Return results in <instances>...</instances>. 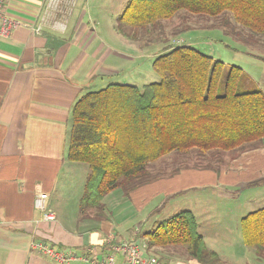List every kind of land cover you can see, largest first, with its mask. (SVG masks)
<instances>
[{"label":"crops","instance_id":"obj_1","mask_svg":"<svg viewBox=\"0 0 264 264\" xmlns=\"http://www.w3.org/2000/svg\"><path fill=\"white\" fill-rule=\"evenodd\" d=\"M126 1L119 0L117 5L112 0H64L60 10L48 16L47 0L5 2V16L19 26L7 38H0V264H59L42 249L32 247L33 244L54 251H70L75 259L64 264H81L80 259L92 252L97 257L104 256L108 252V239L113 243L132 241L145 255L154 256L158 264H201L186 251L171 246H147L146 233L160 223L149 220L164 205V202L157 204L163 182L146 178L132 190H123L119 201L111 202L109 210L106 200L110 192L103 199V213L93 210L81 213L79 209L89 169L66 158L71 110L87 93L89 85L117 74L108 63L112 53L108 43L112 38L122 37L145 45L142 31L134 33L132 39L116 31V19ZM102 16L107 18L106 26L100 21ZM110 17L115 18L114 23ZM220 24L206 26L215 28ZM177 38L169 43L172 45L163 44L160 51L177 46ZM184 42L182 45H194L192 39ZM95 56L99 58L94 59ZM250 57L264 62L262 56ZM251 73L256 80L250 76L244 89L264 93V74ZM96 77L99 78L95 80ZM231 152H211L207 156L219 159L227 168L222 165L215 175L204 170L182 174L176 185L184 190L168 191L166 200L169 195L182 194L189 184L181 185L198 178L200 183L217 188L213 197L216 201L239 204L234 208L232 221H238L240 227V220L255 211L247 212L249 204L257 199L251 190L264 187L255 185L264 179V138ZM40 193L47 195L46 206L55 214L53 222L43 221L34 207V199ZM244 194L246 199L242 201ZM219 210L200 202L185 211L194 215L197 232L206 248L215 252L222 264H227V255L206 243L222 241L223 232L229 231L221 226L228 222L220 218ZM113 212L122 218L117 220L114 216L116 222H112ZM160 252L175 260L162 258ZM251 253L238 264H255L256 254Z\"/></svg>","mask_w":264,"mask_h":264},{"label":"trees","instance_id":"obj_2","mask_svg":"<svg viewBox=\"0 0 264 264\" xmlns=\"http://www.w3.org/2000/svg\"><path fill=\"white\" fill-rule=\"evenodd\" d=\"M181 11L209 18L228 13L251 34L264 36V0H127L116 31L132 39ZM152 69L158 82L108 84L85 93L72 107L66 158L89 169L81 213H103L107 194L143 183L149 164L172 152L224 153L264 138V93L239 90L245 80L241 68L177 44L156 56ZM260 184L264 179L255 183ZM240 231L244 245L262 259L264 208L244 216ZM145 236L148 248L180 246L201 264H222L205 247L190 211L163 220Z\"/></svg>","mask_w":264,"mask_h":264},{"label":"rangeland","instance_id":"obj_3","mask_svg":"<svg viewBox=\"0 0 264 264\" xmlns=\"http://www.w3.org/2000/svg\"><path fill=\"white\" fill-rule=\"evenodd\" d=\"M112 3H117V5H119V0H112ZM183 16H185V18ZM103 17L104 16L100 17V21L104 22V25L106 26L107 23L105 22V19L107 18ZM202 17L203 16H190L182 11L179 12V14L174 16L171 20L162 21L155 29L151 31L148 30L149 33L146 32L145 34L143 32V41L149 40L150 42L146 45H140L136 41H125L122 37L117 38V40L112 38V40L108 43L112 51L108 59V63L117 70V74L112 75L110 78H105L103 81H96L95 83L89 85L88 88L85 89L86 92L100 90L111 83L128 84L141 87L149 83L158 82L159 76L152 69L153 59L163 52L160 51L163 44L172 45L169 43L177 37L178 40L176 42L180 41L181 44H183L185 43L184 40L187 43L189 39H192L194 45H188L189 47L197 49L205 55L212 56L214 59L220 60L226 65H234L236 67L240 66L243 68V77L245 78L244 84L246 80L249 82L251 77L255 79L251 72H254L255 74H264V62H257L250 57L258 55L262 56L260 58L263 59L264 36L251 34L245 28H242L233 22L231 15L228 13L216 18ZM199 19L205 20L200 21ZM114 20L115 18L112 17L111 21L113 23ZM216 22H221L220 27L214 28V26H206L208 23L212 24ZM185 26L191 27V29L184 30L175 35L177 31L180 29L183 30ZM135 33L139 32L137 31ZM128 34H131V32ZM112 35L117 34L113 33ZM98 58L99 56H95L94 59ZM262 75L261 79L263 78ZM98 78L99 77H96L95 80ZM239 90H245L244 86H241ZM210 153L211 152H208L204 155L200 154L197 150H190L186 154L172 152L149 164L147 171L145 172V176L141 179H155L156 181H159L160 183L163 182L164 184L162 185L163 189L160 193H158L157 197V204L160 205L164 202V205L158 212H154L151 215L149 222H152V220L161 222L172 217L178 212L195 208L198 204H200V202L206 207L216 206V208L220 209V218L223 219V221L228 222L225 226L220 225L224 228H228L229 231L223 232L222 241L214 242L207 240L206 243L217 252L227 255L226 259L229 260L227 264H238L239 261H244L243 258L247 253H251L253 251L244 245L239 222L232 221L235 220L233 218V214L235 213L234 208L239 204L231 200L216 201L213 197H215L214 193L217 188L200 183L201 181L198 178H194L193 180L181 185L185 186L189 184L182 194L174 197L169 195L166 200L168 191L173 189L184 190V187L176 185L182 174L190 171L204 170L205 172H211L215 175L216 170H219L222 165L224 169L227 168V165L219 163V159L217 160L216 158L207 156L211 155ZM229 153L232 152L229 151ZM167 179L174 180L170 181ZM164 181H167V183H164ZM111 193L112 194H110L109 198L106 200L107 208L109 210L112 205L111 202H115L116 200L119 201L120 196L123 193V189L118 188ZM250 193H253L254 195L256 194L257 199L255 202L249 204L250 207L247 209V212L264 207V187L253 189ZM202 197L205 200L201 201ZM245 199L246 195L244 194L242 201ZM114 216L117 217V220L122 218L113 212L111 216L112 222H116L114 220ZM137 244H139V241ZM171 249L185 251L184 248L180 246L171 247ZM140 251L143 253L142 250ZM159 256L165 258L166 260H175V257H173V259L166 253L162 254L160 252ZM255 257V264H264V260L258 259L257 256Z\"/></svg>","mask_w":264,"mask_h":264},{"label":"built area","instance_id":"obj_4","mask_svg":"<svg viewBox=\"0 0 264 264\" xmlns=\"http://www.w3.org/2000/svg\"><path fill=\"white\" fill-rule=\"evenodd\" d=\"M6 0H0V38H7L11 32L16 29L19 24L5 16L4 6ZM64 0H47L46 12L47 16L58 11L61 8ZM176 44L181 45L178 41ZM47 195L40 193L34 199V207L41 214V218L45 222H53L55 214L47 208L46 200ZM108 252L102 256L97 257L95 252L89 256L80 259L81 264H158V260L152 255H145L140 251V248L132 241H123L122 243H113L111 239L107 241ZM42 249L52 259L59 264H64L68 261L75 259L73 254L69 252L54 251L43 245H35L32 247ZM119 258V260L117 259ZM118 260V261H117Z\"/></svg>","mask_w":264,"mask_h":264}]
</instances>
